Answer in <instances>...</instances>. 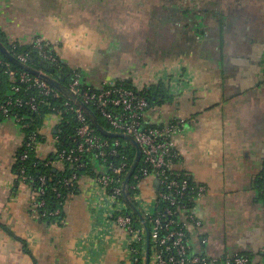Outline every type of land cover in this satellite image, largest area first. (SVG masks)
I'll return each mask as SVG.
<instances>
[{
  "label": "crops",
  "instance_id": "crops-1",
  "mask_svg": "<svg viewBox=\"0 0 264 264\" xmlns=\"http://www.w3.org/2000/svg\"><path fill=\"white\" fill-rule=\"evenodd\" d=\"M0 30L11 43H57L97 89L167 74L171 102L147 120H185L178 169L208 190L193 208L202 227L190 230L192 251L264 264V0H0ZM47 133L41 160L55 151ZM24 142L14 118L0 119V264H136L130 235L95 213L89 175L60 224L33 218L14 173Z\"/></svg>",
  "mask_w": 264,
  "mask_h": 264
},
{
  "label": "built area",
  "instance_id": "built-area-1",
  "mask_svg": "<svg viewBox=\"0 0 264 264\" xmlns=\"http://www.w3.org/2000/svg\"><path fill=\"white\" fill-rule=\"evenodd\" d=\"M33 48L39 56L57 66L58 69H62L64 60L59 55L57 43L39 37L34 40ZM9 52L20 63L29 66L28 54H17L14 50ZM0 65L4 63L0 61ZM5 67L10 80L15 84L12 94L16 97H11L0 105V117L14 118L21 125L24 118L19 116L16 109L29 107L33 113H38L41 105H45L51 110V114L45 122L50 126L45 125L40 131L43 138L46 139L48 136L46 130L55 134L62 132L63 125L73 126L74 135L71 136L72 143L68 148H59L60 137L52 135L55 151L50 157H53L55 161H49L47 165L56 163L63 169L66 165H75L78 169L85 170L89 167V163L85 160L86 155L101 164L99 170L95 168L97 174L90 176L94 186L92 196L97 199L96 204L98 200L103 202L104 210L101 211L104 214L107 213L109 219L114 220L117 226L130 235L131 252L136 264H146L148 248L150 264L250 263L251 259L247 255L234 254L210 258L206 254H196L192 251L189 242L190 230L201 228L202 222L191 206L203 198L208 190L206 186L190 181L184 171L178 169V166L182 164V156L174 138L182 131L185 120L178 118L166 125L155 126L150 123L147 120L150 105L142 92L144 87L132 88L124 83H111L100 89L84 86L77 69H73L71 81L67 85L52 77L53 80L66 86L72 96L80 100L94 114L98 113L107 124L108 132L129 136L138 143L141 158L129 185L126 186V178L136 159L135 154L131 161L128 142H121L120 139L110 140L98 134L89 114L70 98L63 96L66 99L59 105L48 103L50 99L58 100L62 95L39 75L32 76L28 72L18 73L10 63L5 64ZM36 71L50 77L43 71ZM178 78L175 76L174 79L177 81ZM169 79L168 76V82L165 84L170 88L168 83L171 80ZM23 86L35 89L38 95L29 96L25 101L17 96L22 93ZM24 127L28 128L29 125L25 124ZM39 145L35 136H30L24 143L26 151L20 157L22 166L16 177L19 183L27 185L31 191L30 206L33 218L37 220L61 218L65 214L66 203L63 208L55 210L48 207L47 184L51 179L44 175L40 178L38 186H33L31 177L26 174L24 164L29 158V152H37ZM146 178H151L155 182L153 185L156 200L153 212L145 210L146 204L139 194L140 184ZM79 181L75 174L66 181V186L74 187ZM126 197L135 203L146 225L140 221V218L135 217L132 211L129 212ZM148 208H151V203ZM148 236L150 237L149 246Z\"/></svg>",
  "mask_w": 264,
  "mask_h": 264
},
{
  "label": "trees",
  "instance_id": "trees-1",
  "mask_svg": "<svg viewBox=\"0 0 264 264\" xmlns=\"http://www.w3.org/2000/svg\"><path fill=\"white\" fill-rule=\"evenodd\" d=\"M147 1L149 0H131V2L134 4L147 3ZM0 42L8 49V51L13 52L14 50V52L17 54H28L29 55V67H31L35 71L36 70L43 71L44 73H47L50 76V78L54 77L55 79L60 80L65 85H67L71 81V74H72L73 68H71L65 61H63L64 64L62 66V69H58L57 66H54V64L48 62L47 60L39 56V53L33 48V43L21 44L18 42H15V43L8 42L7 37L5 36L3 32H1V30H0ZM13 44H14L15 49L13 47ZM0 61L4 63V65L2 66L0 65V105H1L5 103L9 98L16 97V95L12 94V88L15 84L10 80L8 74L6 73L5 64L10 63L11 66L14 68V70L18 73L28 72L32 76H37V74L23 69L18 64L12 63L11 61H9L8 59L4 57L1 51H0ZM78 72L81 74L83 85L90 86L87 83L85 73L82 72V70H78ZM120 83H124L125 85H128L129 87L135 88L131 81L120 82ZM142 92L149 101L150 106L147 111L148 114H150V112L153 111L154 109L171 102L170 89L164 82H160L157 85L146 86L143 88ZM60 93L62 95L60 99L58 100L50 99L48 103H52V105L61 104L62 101L66 99L64 97H67V96H65L62 92ZM33 95H36V96L38 95L35 89L33 88L29 89L28 86H23L22 93L17 96L25 100L29 96H33ZM16 112H18L20 117L24 118V121L21 123V126L23 130L25 131V142L29 139L30 136H35L36 141L40 144L45 142L46 139L42 137L43 135L40 134V131L45 127L46 119L51 114V110L47 106L41 105L38 113H33L29 107L18 108L16 109ZM95 116L98 119V122L100 123V125L104 129L107 130L108 129L107 124L101 118V116L98 113H96ZM2 118L3 117H0V119ZM25 124H28L29 127L25 128L24 127ZM95 129L97 133L99 134L100 132L97 130L96 127ZM54 135L59 136L61 139V143L58 144L59 148H68L71 146V143H72L71 136L74 135V128L72 125H63L62 132L61 133L56 132ZM104 137L110 140L120 139L121 142H128L130 144L128 153L131 155V161H133V158L135 157V154H136V150L130 141L122 139V138H116V137H106V136ZM25 151H26V147L23 145V147L21 148V150L18 152L16 156V162L14 165L15 174H18L21 169L22 165L20 162V157L24 154ZM85 160H87V162L89 163L88 169H85V170L78 169L75 165H66L65 169H63L62 167H60L59 164H56V163L52 165H47L49 161H55L53 157H48L45 160H41L38 157L37 152L30 151L29 158L24 164V166L26 169V174L31 177L33 186H38L40 182V178L44 175H46L49 179H51V181L47 184L46 199H47L49 209L55 210L57 208H63L66 201L71 196L79 193V182L75 183L74 187H69V186H66L67 180H69L75 174L78 176L79 180L85 175L95 176L97 174L96 173L97 170L95 168L99 170V166H101V164H99L98 161H93L91 157L87 155L85 156ZM260 188H261V191L264 189V182ZM133 204L135 205V203ZM194 205L195 204H192L191 208H194ZM128 206H129V212L132 211L134 213V216L139 218L136 212L133 210V208L129 204ZM135 207L137 208L136 205ZM64 217H65V214H63L61 218L59 217L50 218V219L42 220V221L50 225L60 224L62 220L64 219ZM4 229L7 230L6 228Z\"/></svg>",
  "mask_w": 264,
  "mask_h": 264
},
{
  "label": "water",
  "instance_id": "water-1",
  "mask_svg": "<svg viewBox=\"0 0 264 264\" xmlns=\"http://www.w3.org/2000/svg\"><path fill=\"white\" fill-rule=\"evenodd\" d=\"M0 51L1 53L4 55V57L6 59H8L9 61H11L12 63L18 64L19 66H21L23 69L30 71L32 73H35L37 75H39L41 78H43L44 80L48 81L54 88H56L57 90H59L60 92H62L65 96H67L68 98L74 100L76 103H78L81 107H83L85 109V111L89 114L93 124L95 125V127L97 128V130L106 137H116V138H122L125 140L130 141L133 146L136 149V159L133 163V166L126 178L125 181V185L128 186L131 176L134 173V171L137 168V165L139 163V160L141 158V150L140 147L138 145V143L131 137L123 135V134H114V133H110L107 130H105L100 123L98 122V119L96 118L95 114L88 108L86 107L80 100H78L77 98L73 97L71 92L64 86L62 85L60 82L53 80L52 78L45 76L43 74H40L38 72H36L34 69H32L29 66H26L22 63H20L9 51L8 49L0 42ZM127 198V202L128 204L133 208V210L136 212V214L138 215V217L140 218V221L143 222L146 225V221L144 219V217L141 215V213L138 211V209L135 207V205L132 203V201H130L129 197ZM150 245V237L148 236V246ZM146 264H150V253H149V248H148V252H147V260H146Z\"/></svg>",
  "mask_w": 264,
  "mask_h": 264
},
{
  "label": "rangeland",
  "instance_id": "rangeland-1",
  "mask_svg": "<svg viewBox=\"0 0 264 264\" xmlns=\"http://www.w3.org/2000/svg\"><path fill=\"white\" fill-rule=\"evenodd\" d=\"M167 74H163V76L161 75L160 77H166ZM165 81L167 82L168 80L165 78ZM138 82L140 83V81L138 80ZM45 125L50 126L49 123H46ZM54 147V146H53ZM154 181L151 178H146L144 179L141 184H140V190H139V194L142 197L143 201L145 202V210L149 211V212H153V205H154V201L156 200L155 197V191H154ZM92 188H94V186H91ZM97 199L93 198V202H94V206H96V210L95 213L97 215L100 214H104L101 210H104V204L102 201L97 202ZM151 203V208H148V206ZM99 206V207H98Z\"/></svg>",
  "mask_w": 264,
  "mask_h": 264
}]
</instances>
